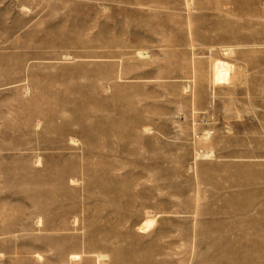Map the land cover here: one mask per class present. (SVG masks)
<instances>
[{"label": "rangeland", "instance_id": "1", "mask_svg": "<svg viewBox=\"0 0 264 264\" xmlns=\"http://www.w3.org/2000/svg\"><path fill=\"white\" fill-rule=\"evenodd\" d=\"M0 264H264V0H0Z\"/></svg>", "mask_w": 264, "mask_h": 264}, {"label": "bare ground", "instance_id": "2", "mask_svg": "<svg viewBox=\"0 0 264 264\" xmlns=\"http://www.w3.org/2000/svg\"><path fill=\"white\" fill-rule=\"evenodd\" d=\"M223 72H224V71H223ZM225 72H226V71H225ZM219 74H220V73H219ZM219 74H218V76H219ZM222 74H223V73H222ZM218 76H217V77H218ZM222 77H223V76H222Z\"/></svg>", "mask_w": 264, "mask_h": 264}]
</instances>
